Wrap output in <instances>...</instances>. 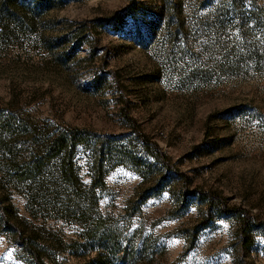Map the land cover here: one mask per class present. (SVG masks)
Instances as JSON below:
<instances>
[{"label":"rangeland","instance_id":"1","mask_svg":"<svg viewBox=\"0 0 264 264\" xmlns=\"http://www.w3.org/2000/svg\"><path fill=\"white\" fill-rule=\"evenodd\" d=\"M0 116L157 145L169 170L135 143L100 194L135 264H264V0H0ZM27 205L0 174V264H32L29 234L49 264L96 257Z\"/></svg>","mask_w":264,"mask_h":264},{"label":"trees","instance_id":"2","mask_svg":"<svg viewBox=\"0 0 264 264\" xmlns=\"http://www.w3.org/2000/svg\"><path fill=\"white\" fill-rule=\"evenodd\" d=\"M23 123L18 116L2 121L0 116L3 181L23 189L30 211L72 220L82 228V242L71 247L79 253H97L85 264H135L133 249L122 248L117 232L109 226V219L100 213V194L106 188V177L115 166L129 162L142 167L143 159L138 158L135 143L143 148V155L169 170L167 156L137 129L133 131L134 138L129 136L122 142L119 138L103 137L86 130H60L49 123L43 127ZM82 162L91 179L90 185L83 181ZM3 219L21 236L20 228L8 221L5 212ZM22 245L32 264H49L42 252L46 248H39L32 234L26 236ZM120 253L121 263L114 257Z\"/></svg>","mask_w":264,"mask_h":264}]
</instances>
